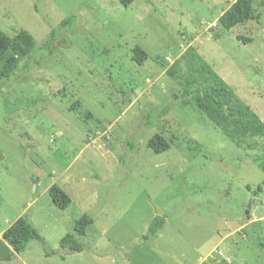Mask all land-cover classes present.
Wrapping results in <instances>:
<instances>
[{
    "label": "rangeland",
    "instance_id": "obj_1",
    "mask_svg": "<svg viewBox=\"0 0 264 264\" xmlns=\"http://www.w3.org/2000/svg\"><path fill=\"white\" fill-rule=\"evenodd\" d=\"M234 1L0 0V30L35 38L30 58L12 46L4 59L19 68L0 85V262L264 264V0L227 30L218 19ZM222 84L209 90L242 114L216 123L202 89ZM158 133L162 153L148 146ZM85 213V250L65 253ZM20 216L58 254L33 241L13 257L3 233Z\"/></svg>",
    "mask_w": 264,
    "mask_h": 264
},
{
    "label": "trees",
    "instance_id": "obj_2",
    "mask_svg": "<svg viewBox=\"0 0 264 264\" xmlns=\"http://www.w3.org/2000/svg\"><path fill=\"white\" fill-rule=\"evenodd\" d=\"M125 6L131 5L135 0H119ZM255 0H235L228 9L223 12L219 17L218 22L225 29L230 30L239 24H244L254 18L255 15ZM55 31L52 30V36H54ZM237 39L247 44L252 41V38L244 37L242 35H237ZM66 43V40L62 41ZM15 46L17 51L23 55H26L28 58L31 57L32 51L35 47V38L33 35L26 29H20L17 31L16 37L13 38L5 31L0 30V85L10 79L14 72L19 68V61L13 59L10 62H4L7 51ZM134 60L138 64H144L148 59L147 52L140 46L135 45L133 49ZM5 64L1 66V63ZM223 91L227 90L230 87L222 85H209L205 86L202 89V92L208 96L210 99L214 100L216 103V108H210L208 111V116L214 122L218 123L221 119L226 118L225 114L228 112L230 116H235L242 114L239 110L227 107L226 104L215 99L213 92L209 90ZM195 89H186L185 92L187 95H191ZM197 90V89H196ZM148 146L156 153H162L170 149L171 143L167 138L162 134H155L148 141ZM198 151H202L203 148L200 146L197 148ZM49 195L53 203L60 209H67L72 199L70 195L64 190L60 185L53 184L49 188ZM167 215H157L155 216L148 227L147 232L143 235V240L148 241L149 239L158 237L160 229L164 226L166 222ZM94 223V217L91 214L85 213L81 217L75 220L74 222V231L75 234L68 233L61 239V250L65 253L71 252H82L85 250L84 243L80 242L76 235L79 237L86 236L87 229ZM3 239L5 242L12 248L13 257L25 252L29 244L33 241H38L41 243L43 249L45 250L48 256L56 255L59 251L52 249L47 240L37 231L34 227L31 220L25 216H20L11 226H9L3 233ZM264 246V243H262ZM64 253V254H65ZM108 252L100 253L102 256L106 255ZM61 253V258L64 259L65 255ZM116 256V253L114 252ZM10 259L1 261L8 262ZM116 264H122L120 259L116 258Z\"/></svg>",
    "mask_w": 264,
    "mask_h": 264
},
{
    "label": "water",
    "instance_id": "obj_3",
    "mask_svg": "<svg viewBox=\"0 0 264 264\" xmlns=\"http://www.w3.org/2000/svg\"><path fill=\"white\" fill-rule=\"evenodd\" d=\"M182 96H184V95H182ZM36 182H37L36 180L33 181V183H34V185H33L34 186V189L36 188ZM251 207H252V202L249 203L248 210L246 211V213L248 215V219L251 217L250 216V209H251Z\"/></svg>",
    "mask_w": 264,
    "mask_h": 264
}]
</instances>
